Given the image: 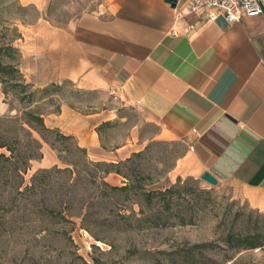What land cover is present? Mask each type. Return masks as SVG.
I'll return each instance as SVG.
<instances>
[{"label": "rangeland", "instance_id": "1", "mask_svg": "<svg viewBox=\"0 0 264 264\" xmlns=\"http://www.w3.org/2000/svg\"><path fill=\"white\" fill-rule=\"evenodd\" d=\"M103 1L51 0L41 12L34 6L22 5L20 0H0V32L9 28L12 35L15 29L23 34L25 28L39 20L67 27L83 13L96 11ZM21 40L24 42L23 35ZM19 43L20 40L15 46L21 52ZM30 59L35 60V55ZM20 68L25 75L23 54ZM39 72L33 79L25 76L34 90L51 85L38 84L44 82ZM56 84L59 88L45 95L50 101L40 104L46 125L74 137L75 143L87 150V157L80 156L82 165L74 172L59 159L57 151L44 145V158L32 163L25 178L29 183L37 172H46L41 178V199L60 213L54 221L60 223L55 227L62 233L59 264H84L79 257L87 264H94V260L95 264H223L226 253L220 248L195 258L191 249L196 244L212 242L223 247L221 237L237 231L248 220H256L260 212L250 206L242 190L231 184L212 186L192 176L198 172L185 159L186 145L164 134L157 119L128 102L110 84L69 80ZM11 108L17 110L20 105L11 98L6 101L0 84V116L10 114ZM138 153L142 156L134 158ZM62 157L68 158L65 153ZM131 158L135 171L129 172L134 186L124 193L106 196L99 179L102 174L95 164H118ZM122 170L128 171L127 166ZM105 182L113 187L128 183L116 174L106 176ZM139 186L145 191L172 192L154 200L150 207L140 196L141 191L136 190ZM261 217L264 221V213ZM177 251L188 254V258H177ZM237 257L243 259L240 264H264V252Z\"/></svg>", "mask_w": 264, "mask_h": 264}, {"label": "crops", "instance_id": "2", "mask_svg": "<svg viewBox=\"0 0 264 264\" xmlns=\"http://www.w3.org/2000/svg\"><path fill=\"white\" fill-rule=\"evenodd\" d=\"M50 1L20 3L43 12ZM22 35L26 78L110 84L186 145L192 176L209 172L264 213V16L208 22L165 0H104L67 27L39 20Z\"/></svg>", "mask_w": 264, "mask_h": 264}, {"label": "trees", "instance_id": "3", "mask_svg": "<svg viewBox=\"0 0 264 264\" xmlns=\"http://www.w3.org/2000/svg\"><path fill=\"white\" fill-rule=\"evenodd\" d=\"M0 32V84L6 101L14 99L20 109H10V114L0 116V264H59V242L62 239L60 229H56L60 213L41 199L42 181L45 171L37 172L28 183L26 175L34 161L44 158V145L50 146L59 154V159L74 172L82 165L80 160L87 157V150L81 148L72 136H67L59 129L46 125V114L41 103L48 99L52 88H59L56 83L43 89L34 90V85L27 82L21 72L22 54L15 43L22 39V34L15 29L10 34L9 28ZM39 95L45 97L38 99ZM16 111V114L12 113ZM59 111V110H58ZM65 153L68 158L62 157ZM142 153L134 154L139 158ZM132 158L118 164L97 163L102 192L113 196L124 193L134 186L132 175L135 171L131 166ZM128 168L123 171L122 167ZM73 173V170L66 169ZM129 172V173H128ZM116 174L128 181L124 187H113L105 182V177ZM131 182V183H130ZM143 186L140 196L146 204L153 206L154 200H161L170 194L171 189L145 191ZM56 204V203H54ZM259 212V211H258ZM260 215L255 221L248 220L237 231L231 230L219 239L223 247L216 243L196 244L191 249L195 258L198 254L213 252L220 248L226 253L223 264H240L242 253L254 251L264 252V221ZM72 242V239L69 238ZM22 248L24 251H19ZM55 254V255H54ZM177 258H188L182 251L174 253ZM171 254L170 256H172ZM84 264L83 258L79 257ZM201 264H215V263ZM94 260V264H95ZM91 264V263H90ZM93 264V263H92ZM199 264V263H194Z\"/></svg>", "mask_w": 264, "mask_h": 264}, {"label": "built area", "instance_id": "4", "mask_svg": "<svg viewBox=\"0 0 264 264\" xmlns=\"http://www.w3.org/2000/svg\"><path fill=\"white\" fill-rule=\"evenodd\" d=\"M179 15H196L215 22L223 16L230 23L245 17L264 16V0H177Z\"/></svg>", "mask_w": 264, "mask_h": 264}, {"label": "water", "instance_id": "5", "mask_svg": "<svg viewBox=\"0 0 264 264\" xmlns=\"http://www.w3.org/2000/svg\"><path fill=\"white\" fill-rule=\"evenodd\" d=\"M165 2L167 4H169L173 9L176 8L177 6V0H165ZM201 180H203L204 182L212 185V186H217L218 185V181L216 178H214L209 172H205L202 176H201Z\"/></svg>", "mask_w": 264, "mask_h": 264}]
</instances>
